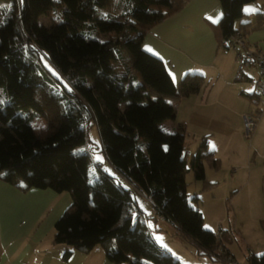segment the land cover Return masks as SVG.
I'll return each mask as SVG.
<instances>
[{"label":"trees","instance_id":"16d2710c","mask_svg":"<svg viewBox=\"0 0 264 264\" xmlns=\"http://www.w3.org/2000/svg\"><path fill=\"white\" fill-rule=\"evenodd\" d=\"M189 1L122 0L121 14L107 19L97 12L114 0H0V89L5 95L0 101V181L21 192L70 196L71 205L54 225L53 242L63 247L65 261L100 246L113 264H181L149 234L135 192L198 254L226 264L234 260L223 245L227 232L205 229L185 192L189 171L195 181L215 184L206 180V168L216 172L221 164L208 137L188 159L185 125L168 131L165 124L173 112L168 100L196 95L208 82L188 73L175 85L164 62L142 49L147 31ZM255 1L218 0L222 15L211 28L219 48L231 50L227 43L236 39L247 45L250 32L264 29V9L243 10ZM86 32L104 39L89 40ZM235 79L250 80L241 66ZM150 97L159 99L143 100ZM262 111L255 110L258 118ZM90 122L97 127L105 160L135 191L98 165L89 181L90 157L76 148L85 143ZM192 200L197 204L199 199ZM247 262L264 264V253L249 252Z\"/></svg>","mask_w":264,"mask_h":264},{"label":"crops","instance_id":"0c3cea01","mask_svg":"<svg viewBox=\"0 0 264 264\" xmlns=\"http://www.w3.org/2000/svg\"><path fill=\"white\" fill-rule=\"evenodd\" d=\"M259 7L264 9V4ZM221 15L218 0H191L181 11L147 31L142 41L145 52L164 62L175 85L188 73H198L209 80L210 84L196 95L178 101L168 100L173 112L167 121L174 119L173 126L185 125L186 132L199 138L196 139L198 142L207 136L208 147L220 164L217 148L210 146V141L215 136L212 132L215 119H223V111L208 108L218 105L226 109L222 103L233 102L234 105L235 100L242 104L241 100L251 94L237 91L235 85L243 81L254 84L258 77L257 70L253 68L255 80L245 72L249 81L235 79L239 66L228 50L218 47L211 28ZM244 40L251 49L264 52V29L250 32ZM214 77L221 80L218 85ZM229 113L234 115L235 129L223 125L221 132L216 131L225 144L233 148L235 142L244 141V135L246 139L248 137L241 120L243 109L234 105L233 110L226 113V118H230ZM209 119H214L215 123ZM258 119L250 133L252 142L249 164L245 168L246 184H249L252 174L255 178L260 176L259 173L264 175V111ZM204 121L210 125L204 126ZM240 170L241 167L232 169L233 176H238L237 171ZM70 205L71 198L67 193L37 189L21 192L0 181V264H113L105 258L100 246H95L87 254L74 253L69 260L62 259L63 247L53 242L54 225Z\"/></svg>","mask_w":264,"mask_h":264},{"label":"rangeland","instance_id":"374dc122","mask_svg":"<svg viewBox=\"0 0 264 264\" xmlns=\"http://www.w3.org/2000/svg\"><path fill=\"white\" fill-rule=\"evenodd\" d=\"M261 4H264V0H256L254 3L244 5L243 10L246 14H250L251 12L254 14L261 10L259 7ZM123 6L122 0H114L112 6L108 7V9L98 11L97 16L110 19L121 14ZM41 21L45 22L42 18ZM85 36L89 40L96 39L102 41L104 39V36L97 32H86ZM228 53L233 55L235 59L233 50H228ZM235 62L237 63L236 59ZM45 64L51 70L53 76L60 78L48 63ZM238 66L240 65L237 63ZM242 71L255 80L256 71L253 68L243 66ZM214 80L217 81L216 85L221 81L219 79L216 80V77H214ZM209 84L210 82L208 80ZM235 87L237 91L244 90L252 94L251 99L243 98L241 100L242 104H239L236 100L234 103L237 109L239 107L244 111L243 115H241L243 125L244 121L249 118L253 121L256 120L254 117L255 110L258 106L264 109V104H262L264 98L257 96L252 82H238ZM4 99V91L0 89V101ZM156 99L159 98L150 97L144 98L143 100L148 103L154 102ZM258 99L259 105L256 106L254 102ZM232 103L229 102L226 105L222 103L224 107L227 106L226 109L218 105L208 108L215 111H223V119L221 117L215 119L216 123L214 119H209L215 123L212 131L215 136L211 137L210 146L217 148V156L221 160V168L217 172L206 168V180L215 182L216 184L209 187L203 185L202 182L194 180L190 171L185 174L184 182L185 192L189 198L190 205L197 207L202 214L203 227L216 233L218 230L227 232L228 241H225L223 245L234 259L230 264H248L247 258L249 252L258 256L264 253V181H262L264 180V175L261 176V173H259L260 176L255 178L252 174L249 184H246L247 171H245V168L249 164L250 159L248 158V153L252 142L250 134L248 139L244 135V144L241 141H237L234 143L235 147L233 148H229L222 137L217 135L216 129L221 132L223 125L230 127V129H235L236 123L235 119H233L234 115L229 113L230 118H226L225 116L228 110H233L234 105ZM173 120L170 119L165 123L168 131H171L173 128ZM37 124L40 125V121ZM203 125L209 126L210 123L204 121ZM85 132L86 141L83 145L76 148V152L86 153L90 157L88 167L89 181L92 182L97 176L98 165L108 174L114 176L117 184H121L125 189L134 190V187L105 160L96 125L93 122L87 123L85 125ZM188 136L187 153L189 159L190 155L195 152L198 146L197 140L199 138L193 137L190 134ZM237 167H241L242 170L237 171L238 176L235 175L234 177L233 175L235 173L233 174L232 169ZM133 196L137 206L148 218L147 229L149 234L174 259L179 260L181 264H226L219 260H213L207 255L198 254L196 248L184 240L182 236L178 235L177 231L168 221L155 215L147 198L138 192L133 193ZM193 197H198L197 204L192 200ZM137 214L134 211L133 223L137 220Z\"/></svg>","mask_w":264,"mask_h":264},{"label":"built area","instance_id":"2783aa9c","mask_svg":"<svg viewBox=\"0 0 264 264\" xmlns=\"http://www.w3.org/2000/svg\"><path fill=\"white\" fill-rule=\"evenodd\" d=\"M227 46L233 50L235 59L241 67L255 68L258 72V77L254 82V88L257 96L264 98V52L251 49L242 40H233V43H227ZM264 104V102H262ZM257 119L256 113L254 114ZM246 119V118H244ZM246 136L253 131L255 120L248 119L244 121Z\"/></svg>","mask_w":264,"mask_h":264},{"label":"snow or ice","instance_id":"6c2138e0","mask_svg":"<svg viewBox=\"0 0 264 264\" xmlns=\"http://www.w3.org/2000/svg\"><path fill=\"white\" fill-rule=\"evenodd\" d=\"M149 51H151V49H149ZM205 227H207V226H205Z\"/></svg>","mask_w":264,"mask_h":264}]
</instances>
